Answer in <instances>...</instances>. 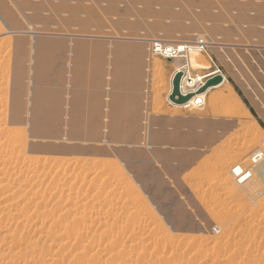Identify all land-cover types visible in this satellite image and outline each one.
<instances>
[{
  "label": "rangeland",
  "instance_id": "1",
  "mask_svg": "<svg viewBox=\"0 0 264 264\" xmlns=\"http://www.w3.org/2000/svg\"><path fill=\"white\" fill-rule=\"evenodd\" d=\"M80 1L82 9L93 10L95 17L82 12L73 16L69 11L76 0L61 8V0H0V264H264V175L257 173L263 166L260 162L253 172L255 179L243 185L231 173L250 149L239 155L236 148H201L187 158L170 154L165 161L163 155L169 152H151L147 146L125 141L123 135L111 136L102 123L90 141L74 140L70 130L87 133L90 126L81 125L79 119L70 122V84L63 94L65 103L56 93V103L51 100L45 107L41 101L46 98L41 96L37 102L33 98L45 89L40 82L46 76L36 78L42 54L35 44L41 39L64 41L69 54L94 47L78 46L84 39L111 40L104 43L107 48L115 41L133 43L129 51L127 46V51L123 47L120 51L137 50L149 58L146 85L151 94L142 101L145 110L153 102L158 113L151 111L154 116H208L214 100L210 95L203 110L170 108L173 73L195 59L202 66L191 69L192 75L208 77L218 70L228 77L231 85L221 90L225 100L216 101L227 103L217 111L239 120V125L228 128H241L245 140H234L233 146L260 147L264 122L255 110L252 117L241 111L245 94L237 83L241 61L246 54L254 61L260 47L256 38L264 37V0H184L181 9L174 7L177 0ZM162 6L171 18L149 16ZM34 15L39 18L36 22ZM176 18L181 24L171 22ZM152 40L175 45L184 41L198 45L201 40L207 43L208 54L202 49L184 51L180 58L166 60L152 53ZM69 59L57 76L72 77ZM55 64L61 67L58 60ZM56 81L52 84L59 90ZM142 115L146 116L144 110ZM255 117L259 124L251 122ZM125 129L135 136L144 133L141 125ZM198 132L203 144L210 145L211 136L202 128ZM171 147L170 152L182 151ZM126 150L130 157L121 156L122 161L115 157L126 156ZM153 159L157 161L151 164ZM185 162H197L195 171L165 184L177 193H170L157 180L147 182L145 192L151 197L159 196V186L168 192L162 204L152 203L133 178L164 176Z\"/></svg>",
  "mask_w": 264,
  "mask_h": 264
},
{
  "label": "crops",
  "instance_id": "2",
  "mask_svg": "<svg viewBox=\"0 0 264 264\" xmlns=\"http://www.w3.org/2000/svg\"><path fill=\"white\" fill-rule=\"evenodd\" d=\"M29 1V0H28ZM69 0H61L60 8L61 6H64L67 4ZM151 3L156 0H144ZM185 4L184 0H177L174 3V7L176 9H181V7ZM164 5V4H163ZM83 5L80 0H76V6L73 8V11L71 14L73 16H77L81 12L86 14L88 17H95V12L93 10H86L84 11L82 9ZM165 7V6H164ZM164 7L159 11H152L153 13H159L160 15L163 14L164 11L169 12L167 9L164 10ZM206 9V8H204ZM56 10V9H55ZM59 11V10H56ZM93 14V16H91ZM208 15V13L206 12ZM35 18H32L33 21H37L39 19L34 15ZM161 19H164L165 17H160ZM160 19V20H161ZM171 22L181 24V20H172ZM41 24V23H40ZM83 27L85 28L86 25L84 24ZM47 40H53L56 45L61 46L65 45V42L59 39H47ZM105 42H111L107 39H99L94 38L90 39V41H87V39H84L77 43V45L81 46H94L92 49H90L88 52L80 50L79 52L75 50L74 52H70L64 54V62L65 66L61 71L58 72L62 73L66 69V64L71 58L72 60V77L70 79L63 78L60 76H56L55 79L62 80V87L59 90H56V94H65L67 92V82L70 84L71 88V101L70 106L71 110L68 112V116L71 114L73 119L70 121L73 124H76L75 121L79 119L83 120L80 121L81 125L90 126L87 128L90 132L81 134H78L72 130L69 131V136L74 140H80V141H90V137L96 133V127L97 125L107 124V134L117 137V135H123L124 140L128 142H132L137 146H147L149 147V151L155 152L160 150V152L163 154V152H169L164 153L163 158L165 161H167L171 154V156L174 157H180L187 158V156L195 153L196 150L199 149H207L210 147H214V150L220 151L223 148L225 149H231L236 148L237 153L239 155H243L244 151L249 150V155L246 156V159L249 158V156L258 148L252 147L253 145H245L244 147H241L240 144H237V147L233 146L232 141L241 142L244 141L245 138H241V134L239 133V127H232L228 128L229 125L238 124L239 120L234 119L231 117L232 115H227L225 113L217 111V108L227 104L223 102L216 101L218 98L221 97V101L225 100V97L223 96L225 91V88L227 86H230V82L228 80V77L226 75L223 76V83L221 82L217 86L210 87L204 94V105L203 107H200L198 109L203 110L205 108V101L209 98L211 99L213 96L214 100L209 106V110L207 111L208 116H188V115H181L177 116L176 118L169 116V115H161V116H154L151 111H154V114H158L155 112V105L153 102H149L150 105L145 110V106L142 104V101H146L149 99L150 96V90L147 88L146 82L148 75L146 73V66H147V56L138 51L135 50V52L128 54L126 59L129 60L130 64V72L128 74H121L120 75V68L117 67V63L119 64L121 55H124V53H120L121 47L131 46L132 44L129 43H123V42H116L111 44V48L114 47L116 44L115 49L107 48L105 47ZM256 43L260 44V47L256 49L254 61L249 58L248 54L245 56V60L241 61V78L238 80L239 84L237 83L239 89L242 93L245 94V100L241 99V111L243 109L246 110L248 113L247 115L249 117H252V110H255L258 114L259 118L262 122H264V48L262 45H264V37L262 38H256ZM132 47V46H131ZM130 49V48H129ZM132 49V48H131ZM112 50V52H111ZM127 50V49H126ZM117 51V52H116ZM260 51V52H259ZM208 54V53H206ZM125 59V60H126ZM50 61V60H49ZM40 62V59H39ZM55 63V60L53 61ZM188 63V64H187ZM193 63V64H192ZM120 66V64L118 65ZM200 65L199 62H197L195 59H190V61H186L181 65V67L177 68L173 75L178 70H183L187 74L188 77L192 79H196L197 77H200L201 75H192L190 73V70L193 68H199ZM116 67L118 69H116ZM55 68V66H54ZM60 68V67H59ZM250 68V69H249ZM58 68H55V71ZM54 71V72H55ZM119 71V72H118ZM57 73V72H56ZM116 73H118L116 75ZM231 75L235 74L236 71H231ZM50 77L51 74L49 73ZM102 75H107L108 78H101ZM116 75V76H115ZM172 75V78H173ZM217 75V74H216ZM214 76V75H213ZM212 77V76H210ZM207 77L205 81L210 78ZM172 78H171V89H172ZM57 80V81H58ZM237 82V80H236ZM170 89V92H171ZM224 89L223 91H221ZM169 92V94H170ZM233 92V91H232ZM168 94V95H169ZM210 95V96H209ZM104 97V98H103ZM233 101V99L229 98V102ZM63 103L66 102V99L63 98L61 100ZM90 102V103H88ZM144 106V107H143ZM161 109H162V105ZM88 108V109H87ZM142 108V109H141ZM144 108V109H143ZM170 108L172 110L177 111L180 108H185L181 105H175L170 104ZM159 111V114L163 113V109ZM146 112V116L144 117L142 115V111ZM239 112V110H237ZM219 113V114H218ZM250 113V114H249ZM206 114V115H207ZM224 114V115H221ZM243 114V113H242ZM221 115V116H220ZM87 120L85 122L84 120ZM256 117L251 119V122L253 124L257 123L259 124V120ZM241 120V118H240ZM143 122L145 123L144 125ZM143 126L144 133L143 135H136L131 132L127 131V127L134 126L137 128V126ZM193 126V128H192ZM196 126V128H195ZM91 128H95L92 130ZM203 129V131L207 132L209 136L208 141L210 142V145L203 144V138L202 135H198L199 129ZM182 129H186L187 132H182ZM106 130V129H105ZM94 133H92V132ZM106 132V131H105ZM124 133V134H123ZM210 133V134H209ZM245 135V134H244ZM242 137H245V136ZM247 138V137H246ZM95 141H100V139L95 138ZM113 140L118 141L117 138H113ZM248 143V142H247ZM178 146L182 149V151H179L176 149L173 152H170L171 146ZM253 149V150H252ZM113 153L116 151L115 148L112 149ZM127 154L125 155H118L122 161L121 156L130 157L128 154L129 152L126 150ZM116 155V154H114ZM155 157V156H154ZM245 159V160H246ZM150 161V160H149ZM156 159H153L150 161V163L156 162ZM198 162V161H197ZM197 162H185L182 164L177 165L175 168L169 170L165 173V175H161L160 177L158 174H153L145 178V181L141 179L139 176H134V180L140 185L144 193H146L148 196V192H145V189L147 188V182H154L157 180L160 185H163V188L167 189L170 193L174 194L177 193L176 189H173L172 187L168 189L165 184H169L171 179H176L182 177L186 170H192L195 171V166H197ZM159 163H161V160L159 159ZM128 171L130 172L129 168ZM131 173V172H130ZM153 173V172H152ZM171 178V179H170ZM155 183V182H154ZM162 183V184H161ZM158 193L157 198L155 196H149L150 201L157 204H162L165 197H169L167 194L168 192L161 190L160 186L158 187ZM157 189V188H156ZM155 190V189H152ZM162 193V194H161ZM170 195V194H169Z\"/></svg>",
  "mask_w": 264,
  "mask_h": 264
},
{
  "label": "bare ground",
  "instance_id": "3",
  "mask_svg": "<svg viewBox=\"0 0 264 264\" xmlns=\"http://www.w3.org/2000/svg\"><path fill=\"white\" fill-rule=\"evenodd\" d=\"M169 14L170 13L166 12V11H164L162 15H160L159 13H153L152 11H150L149 16H153L156 19H161L160 18L161 16L162 17L171 18L170 16H168ZM176 19L178 20V18H176ZM54 42H56V41L47 40V39H41L38 44H35V45H38V47L40 48L41 54H42V57L40 58V66H39L40 67L39 69H41V71L37 72L36 78H39V77H42V76H46V79L42 80L40 82V85L43 86V88H45L44 91L43 90L40 91L37 95H35L33 97L36 102L39 99H41L42 97L46 98L44 101H41V107L47 106L51 102V100H53V102L56 103V101H55V98H56L55 93L57 91L54 89V85L52 83H54V81H56L58 79L55 80V78L57 76V75H55V72H53L54 75L51 74V77H50V75H49L50 72L49 71H50V69L54 68V66L56 67V64L53 63V61L54 60L55 61L58 60V63L62 67V68L60 67V68H58L56 70V72H57L56 74H58V72L61 71L63 69V67L65 66L64 54L69 53V48L67 46H65V45L58 46ZM205 43H206L205 41H201L200 40L199 42H196V44H198V45H191V43L184 41L183 43L180 42V43H177L175 45V44H164V43H162L159 40H152V41H150V50L152 51L153 54L160 55L162 58H165L166 60H172V59L180 58V55L184 51L191 52L193 50L195 52L197 50L202 49L204 52L208 53V51H207V47L208 46H207V43L206 44ZM135 45H136V47H140L141 43H139L137 41L135 43ZM113 48L114 49L116 48V44L114 45ZM123 50H126V47H123L122 51ZM128 51H129V48H128ZM111 52H112V50H111ZM120 53H121V51H120ZM122 53H124V52H122ZM128 54H131V53L125 52L124 55H121L122 57L120 58V62H119L120 66H118L119 65L118 63L116 64L117 67L120 68V75L121 74H123V75L128 74L130 72V70H131V68H130V64L131 63L129 62L128 59H126ZM117 67H116V69H118ZM178 71L183 73V76L181 77V80H180V83H179L181 95L186 96L188 94H192V97L189 98L188 100H186L183 103L172 102L170 99H169V101L172 104L181 105V106H184L185 108H190V107L200 108V107H203L204 98H205L203 96V94L210 87L206 88L203 91H200V90L205 85L207 80L212 78V77H214V76H217V75H220L222 77V81L224 79L223 76L221 75V72L218 71V70H215V71L211 72L208 75V77H210V76H212V77L208 78L206 81H205V79L207 78L206 76L197 77V80H196V79H192V78L188 77L187 74L185 73V71H183V70H178ZM117 74L118 73H116V75ZM175 74L173 75V78H172V89H171V92L168 95V97H170V95L172 93V90H173V79H174ZM17 75L18 76L22 75L21 74V70H19V69L17 70ZM58 81L62 84V80H58ZM198 81H200V82H198ZM55 83H57V81ZM219 84H217V85H219ZM217 85H215V86H217ZM55 86H57V85L55 84ZM61 87H62V85H61ZM188 88H190V90H188ZM44 93H46L47 95H45ZM52 95H54V97H52ZM57 95H58L59 99L62 100L63 95L62 94H60V95L57 94ZM262 143H261V145H262ZM261 145H260V147H258V149H256L249 156V158L239 162L231 170V173L233 174V178L238 184L243 185V184L248 183L251 180V178L253 177V172H254L255 167L257 165H259L260 162H261L263 168L260 169V170H257L258 171L257 173L259 174V176H263L264 175V161H263L264 160V149H263V145L264 144L262 146ZM104 155H106V154H104ZM111 155H113V154H111ZM115 157H117V156L115 155ZM191 173H192V170H188L187 169L186 172L184 173V175H189Z\"/></svg>",
  "mask_w": 264,
  "mask_h": 264
},
{
  "label": "water",
  "instance_id": "4",
  "mask_svg": "<svg viewBox=\"0 0 264 264\" xmlns=\"http://www.w3.org/2000/svg\"><path fill=\"white\" fill-rule=\"evenodd\" d=\"M182 76H183V73L180 71H178L174 76L173 90H172V93L169 97V99L172 102L183 103L192 97V94H188L186 96L181 95L179 83H180ZM221 81H222V77L220 75L214 76V77L207 80V82L205 83V85L202 87V89L200 91H203L208 87L215 86V85L219 84Z\"/></svg>",
  "mask_w": 264,
  "mask_h": 264
}]
</instances>
